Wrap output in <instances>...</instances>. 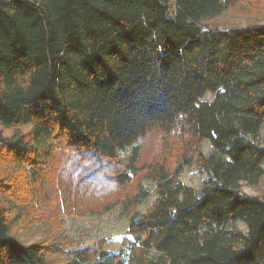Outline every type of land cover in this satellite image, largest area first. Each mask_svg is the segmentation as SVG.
<instances>
[{
    "label": "trees",
    "instance_id": "trees-1",
    "mask_svg": "<svg viewBox=\"0 0 264 264\" xmlns=\"http://www.w3.org/2000/svg\"><path fill=\"white\" fill-rule=\"evenodd\" d=\"M263 180L264 0H0V264H264ZM117 206L121 252L62 236Z\"/></svg>",
    "mask_w": 264,
    "mask_h": 264
},
{
    "label": "rangeland",
    "instance_id": "rangeland-1",
    "mask_svg": "<svg viewBox=\"0 0 264 264\" xmlns=\"http://www.w3.org/2000/svg\"><path fill=\"white\" fill-rule=\"evenodd\" d=\"M171 1L173 10L177 0ZM248 21L244 18L226 15L214 21H207L204 25H218L227 28L237 25L245 26ZM204 100L212 101L213 97L209 94ZM7 134L9 135L10 132H7ZM201 150L206 156H212L214 154L213 147L208 141L202 144ZM206 178L207 175L201 172L196 164H191L184 168L179 180L199 192L203 188ZM146 186L150 189L152 196L138 208L141 213H145L154 200V187L149 183H146ZM241 192L244 196H264V180L257 188L243 183ZM63 222L64 224L61 229L62 236L66 239L73 240L81 248H88L103 242L105 250L111 253H119L124 249V239L128 238V215L126 214V210L121 206H117L99 216L81 215L64 217ZM238 227L242 231L247 232L244 224L240 223ZM44 231L45 228H43V224L40 222L37 224L35 230L28 237H24L23 240L28 244L41 241L44 238Z\"/></svg>",
    "mask_w": 264,
    "mask_h": 264
}]
</instances>
